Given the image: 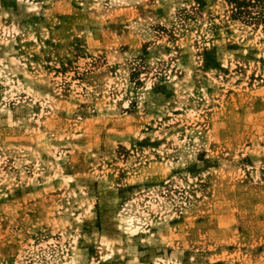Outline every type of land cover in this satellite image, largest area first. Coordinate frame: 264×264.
I'll use <instances>...</instances> for the list:
<instances>
[{"label":"rangeland","instance_id":"374dc122","mask_svg":"<svg viewBox=\"0 0 264 264\" xmlns=\"http://www.w3.org/2000/svg\"><path fill=\"white\" fill-rule=\"evenodd\" d=\"M0 264H264V0H0Z\"/></svg>","mask_w":264,"mask_h":264},{"label":"trees","instance_id":"16d2710c","mask_svg":"<svg viewBox=\"0 0 264 264\" xmlns=\"http://www.w3.org/2000/svg\"><path fill=\"white\" fill-rule=\"evenodd\" d=\"M244 2V1H241V3Z\"/></svg>","mask_w":264,"mask_h":264}]
</instances>
